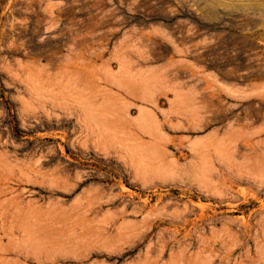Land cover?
Instances as JSON below:
<instances>
[{
	"label": "rangeland",
	"instance_id": "rangeland-1",
	"mask_svg": "<svg viewBox=\"0 0 264 264\" xmlns=\"http://www.w3.org/2000/svg\"><path fill=\"white\" fill-rule=\"evenodd\" d=\"M0 264H264V0H0Z\"/></svg>",
	"mask_w": 264,
	"mask_h": 264
},
{
	"label": "bare ground",
	"instance_id": "bare-ground-1",
	"mask_svg": "<svg viewBox=\"0 0 264 264\" xmlns=\"http://www.w3.org/2000/svg\"><path fill=\"white\" fill-rule=\"evenodd\" d=\"M223 0H215V2H217V3H220V2H222Z\"/></svg>",
	"mask_w": 264,
	"mask_h": 264
}]
</instances>
